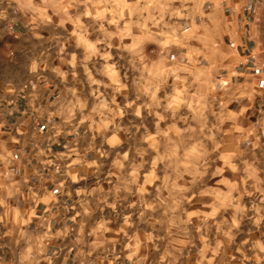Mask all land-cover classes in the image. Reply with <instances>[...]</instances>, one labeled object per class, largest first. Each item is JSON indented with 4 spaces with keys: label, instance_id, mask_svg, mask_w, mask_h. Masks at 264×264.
Instances as JSON below:
<instances>
[{
    "label": "clouds",
    "instance_id": "clouds-1",
    "mask_svg": "<svg viewBox=\"0 0 264 264\" xmlns=\"http://www.w3.org/2000/svg\"><path fill=\"white\" fill-rule=\"evenodd\" d=\"M0 264H264V0H0Z\"/></svg>",
    "mask_w": 264,
    "mask_h": 264
}]
</instances>
